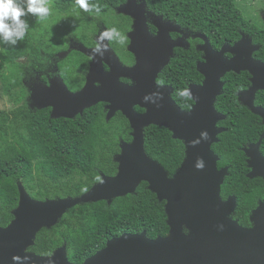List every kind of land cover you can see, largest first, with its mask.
<instances>
[{"label":"water","instance_id":"water-1","mask_svg":"<svg viewBox=\"0 0 264 264\" xmlns=\"http://www.w3.org/2000/svg\"><path fill=\"white\" fill-rule=\"evenodd\" d=\"M131 1L126 0L117 10L125 12ZM153 24L157 28L155 35L149 33L144 16L134 15L133 29L128 33V50L135 58L133 66L123 65L105 41L108 51L92 57L80 90L70 91L58 76L49 85L39 81L32 88L30 106L50 107L53 119L73 118L86 108L105 103L107 121L117 111L126 117L131 140L119 143L120 152L113 158L116 173H101V179L79 196L33 199L18 182L19 198L12 211L13 219L0 226V264H73L67 259L65 243L50 255H37L27 248L41 228L57 224L67 209L100 200L110 203L113 198L134 193L141 182L147 183L158 201L165 202L168 233L153 239L147 237L145 230L123 233L108 239L103 248L81 264H264V196L251 210L250 225H240L232 217L235 196L225 200L220 196L228 167H217L219 158L211 149L218 134L225 130L217 125L225 115L215 109L214 103L222 93V77L229 71L249 72L250 85L237 93V98L264 124V107L254 105L255 93L264 90V63L252 56L258 47L241 34L233 44L224 43L216 50L204 35L193 34L202 41L196 45L203 53L196 67L203 79L199 84L188 85L193 105L183 110L172 99V88L158 85L156 78L173 57V49L186 48L188 43H183V36L170 37V32H178V25L173 22L159 16ZM75 49L91 55L90 49ZM66 54L56 55L62 58ZM103 62L108 71L102 67ZM120 77L129 78L132 83L125 84ZM146 96L151 99L145 100ZM135 106L144 111L137 112ZM149 125L168 129L172 138L184 144V158L172 176L144 150L143 130ZM203 131L208 133L207 140L201 138ZM263 138L264 129L257 142L242 147L249 178L264 180V155L259 149ZM197 139L200 142L194 144ZM200 159L204 161L203 169L195 166Z\"/></svg>","mask_w":264,"mask_h":264},{"label":"trees","instance_id":"trees-1","mask_svg":"<svg viewBox=\"0 0 264 264\" xmlns=\"http://www.w3.org/2000/svg\"><path fill=\"white\" fill-rule=\"evenodd\" d=\"M52 1L59 12H75L86 22H93L126 2L88 0L90 5L100 6L101 11L96 13L84 12L75 0ZM146 3L148 8L163 19L178 24L184 31L204 35L216 50L224 43L236 42L241 30L251 32L247 21L241 17L236 0H146ZM22 19L28 24L22 40L23 48L1 44L0 82L3 91L10 94L13 88L20 87L25 92L29 79L37 75L45 82L46 75L55 65L70 90L80 88L88 58L73 50L63 59L48 52L44 41L34 37L33 23L26 17ZM122 36L125 37L124 30ZM76 39L84 42L81 37ZM189 42L186 48L173 49V57L156 78L158 84L172 88L171 97L183 110H189L193 100L181 97L179 91L189 84H199L203 79L196 67L203 55L196 45L202 41L194 37ZM110 45L114 47L112 40ZM261 55V51L255 54L257 57ZM14 65L17 67L15 72L11 70ZM70 71H74L78 78ZM249 76L246 71H230L222 77V93L216 97L214 106L225 115V119L217 123L225 130L211 145L219 158L217 167H228L220 196L223 200L235 196L232 217L242 226L250 225L251 210L264 196V180L247 177L249 168L242 151V147L258 141L264 128L261 118L237 98V93L249 86ZM254 103L264 106V90L256 92ZM104 106L105 103L99 102L73 118L56 119L50 118L49 107L31 108L25 102L13 110L0 111V226H6L13 219L12 211L19 198L18 182L26 186L27 182L38 179V195L42 197L46 195V179L51 180L56 192L76 197L97 182L101 173H116L117 163L113 156L121 140H131V128L119 111L107 121ZM135 109L142 111L139 107ZM143 141L146 154L172 176L184 158L183 142L172 138L168 129L156 125L144 128ZM260 152L264 155V138ZM164 204L147 188L146 182H141L134 193L113 198L110 203L100 200L71 207L57 224L41 228L27 251L50 255L65 243L67 259L73 264H81L103 248L108 239L123 233L135 234L145 230L147 237L152 239L165 236L169 227Z\"/></svg>","mask_w":264,"mask_h":264},{"label":"rangeland","instance_id":"rangeland-1","mask_svg":"<svg viewBox=\"0 0 264 264\" xmlns=\"http://www.w3.org/2000/svg\"><path fill=\"white\" fill-rule=\"evenodd\" d=\"M135 4L136 6H133ZM236 4H237V7L240 9L241 17L243 18V20L247 21L248 28L251 29L255 26H260V24L263 22L262 17L260 15H262L264 11V0H237ZM47 5L50 8V13L47 17H44L43 19H38L37 17H34L31 14L25 17L33 23L32 30H33L34 37L39 38L42 41H44L43 44L47 46L48 52H54L57 54L59 52H68L71 50H76L75 48H78V47H84L85 49L91 50V55L83 53L86 57L90 59V62L92 61V57H96L97 55H99L98 53L94 51V48L96 47L98 43V39L96 40V45L91 39L87 40L88 43L85 45L82 43L80 44V42L71 43V40L73 39L77 40L76 38L81 37L80 36L81 34L87 33L90 29H93L94 27L93 24L86 23V21L82 20V18H80L75 12H67V13L59 12L53 7L52 0H47ZM125 12L119 11V10L110 12L108 15L97 18L95 21H93V23H95L98 20H103L106 24L107 23L115 24L118 21L117 15L122 14V15H127L129 17H132L133 22H134V15H137V16L142 15L144 16V19L147 25L146 12L144 10V0H132L129 6L125 9ZM156 17H159V16H156ZM132 29H133V23H132L131 30ZM178 32L180 33V36H183L185 39L183 43L187 45L188 43L187 38L188 37L192 38V35L185 34L179 28H178ZM105 41L108 42L107 39L103 40L102 47L106 48L107 49L106 51H108L109 48L107 47ZM129 42H130V39H129ZM108 45H109V42H108ZM116 45H117V50H116L117 55L121 58V60L124 63L127 62L128 57H127V53H126L127 49L125 48V45L122 46V44H119V42H117ZM15 47L22 49L23 48L22 41H20ZM0 50H1V44H0ZM77 51L79 50L77 49ZM121 60L119 61L123 65H125ZM21 61H25V59L24 60L22 59ZM104 65H102V67ZM11 70L13 72L17 71V67L14 65L11 67ZM36 77L37 75L34 77V79H31V80L29 79L28 83H26L25 92L22 88L16 87L12 89L10 94H7L3 91V87L0 82V111L1 110H5V111L13 110L14 108H18L20 104L24 102L30 105V102H31L30 93L34 85L38 83V81L35 80ZM115 125L116 123H113V126ZM119 152H120V148L118 149L116 154H118ZM100 179H101V174H100ZM76 180L77 178L75 177L74 181ZM38 182H39L38 179H34L33 182H27L26 186L21 182L24 190L29 195V197L33 199H40V200L41 199L43 200L44 199H57V198L61 199V198L69 197V196H64L62 192L60 191H57L58 192V195H57V192L55 190L56 189L55 183L47 179H46V195L41 197L38 195V187H37ZM67 210L62 214V216L67 212Z\"/></svg>","mask_w":264,"mask_h":264},{"label":"clouds","instance_id":"clouds-1","mask_svg":"<svg viewBox=\"0 0 264 264\" xmlns=\"http://www.w3.org/2000/svg\"><path fill=\"white\" fill-rule=\"evenodd\" d=\"M76 4L84 12L95 11L99 13L101 11L99 5H90L88 0H75ZM50 13V8L47 5V0H0V44L7 46H16L25 37L28 29L27 22L22 19L29 14L43 19ZM116 39L117 42H123V37L116 28H111L103 31L98 37V43L94 48V51L98 54H103V51L107 50L102 48L103 40ZM181 97L192 99L190 89L180 90L178 93ZM159 96V94H156ZM151 97L146 96L145 100H149ZM201 138L204 140L208 139V133L206 131L201 132ZM197 139L193 143H199ZM198 169L204 168V161L198 160L195 165Z\"/></svg>","mask_w":264,"mask_h":264},{"label":"flooded vegetation","instance_id":"flooded-vegetation-1","mask_svg":"<svg viewBox=\"0 0 264 264\" xmlns=\"http://www.w3.org/2000/svg\"><path fill=\"white\" fill-rule=\"evenodd\" d=\"M237 1V0H236ZM237 5V4H236ZM133 6H136V4L135 5H133ZM117 10V7L113 10V11H116ZM144 10H145V12H146V20H147V29H148V31H149V33L151 34V35H155L156 34V32H157V28L154 26V24H153V21L155 20V18H156V16H160V15H158L155 11H153V10H151L150 8H148V6H147V3H146V0H144ZM108 15V14H107ZM261 17H262V23L260 24V26H255V27H253V28H248L251 32H248V31H246V30H241L240 31V36H241V34H244V35H247L248 37H250V39H251V42H252V44L253 45H256L258 48L256 49V50H254L253 52H252V56H253V58L254 59H256V60H258V61H260V62H262V63H264V11H263V14L262 15H260ZM117 17H118V21L115 23V24H109V23H105L103 20H98V21H96L95 23H93V22H86V23H91V24H93L94 25V27H93V29H90L87 33H83V34H81L80 36H81V38L84 40V42H81V41H78V40H71V43H74V42H80V43H82V44H87L88 42H87V40H89V39H91V40H93V42L95 43V45H96V40L98 39V37H99V35L103 32V31H105V30H107V29H109L110 27H118V32L120 33V36L121 37H123L124 39H123V42H119V44H122V46L123 45H125V48L127 49H125L126 50V53H127V57H128V61L127 62H123L122 60H121V58L117 55V52H116V50H117V45H116V43H117V40L116 39H112V41H113V44H114V47L113 46H111L110 45V40H108V42H109V45H110V47H111V49L115 52V54L117 55V57L119 58V60H121L124 64H125V66H128V67H131V66H133L134 64H135V58H134V56H133V54L132 53H130L129 51H128V45H129V39H128V32H130L131 31V28H132V23H133V19H132V17H129V16H127V15H117ZM165 20V19H164ZM167 21H169V20H167ZM174 23V22H173ZM174 24H176V23H174ZM176 25H178V24H176ZM178 28L180 29V30H182L185 34H188V35H192V38H194L193 37V34H191V33H189V32H186V31H184L179 25H178ZM122 30H124V34H125V37H126V39H125V37L124 36H122ZM171 34H172V36H171ZM180 36V33L179 32H177V31H173V32H170V37L171 38H173V39H175V38H177V37H179ZM191 37H188L187 38V42H188V45H189V39H190ZM68 42H70V41H68ZM182 48H184V47H182ZM72 51V50H71ZM73 51H77V50H73ZM259 51H261L262 52V54H263V56L261 55V56H255V54L257 53V52H259ZM68 52H70V51H68ZM67 52V53H68ZM79 52V51H78ZM81 53V52H80ZM83 54V53H82ZM225 56H227V57H230V54L229 53H225ZM65 57V56H64ZM63 58V57H62ZM61 58V59H62ZM88 58V57H87ZM53 59L54 58H52L50 61L52 62L53 61ZM87 67H86V69H85V72L83 73V83H82V85H81V87L80 88H78V89H76V90H70L68 87V89L70 90V91H72V92H76V91H78V90H80L82 87H83V85L85 84V81H86V76H87V73H88V71H89V66H90V59L88 58V60H87V65H86ZM103 68H104V70L105 71H108L109 70V68H108V66H106V65H104L103 66ZM58 68H57V66L55 65V67L52 69V71L50 72V74H47L46 75V80H45V82L44 81H42V80H40L39 79V77L37 76L36 77V81H40V82H43V83H46V85H49V83H50V80L51 79H53L55 76H58V77H60V78H62L61 77V75H60V73H58ZM242 71H246V70H242ZM230 72V71H229ZM233 72V71H232ZM246 72H248V71H246ZM70 73H72L71 75H75V73H74V71H70ZM236 73V72H235ZM239 73V72H238ZM249 73V72H248ZM250 75V74H249ZM75 76H77V78H78V75H75ZM62 80H63V78H62ZM120 81L121 82H123V83H125V84H131L132 83V80L131 79H129V78H126V77H120ZM223 81V80H222ZM63 82H64V80H63ZM249 82H250V76H249ZM30 83V82H29ZM65 83V82H64ZM157 83V82H156ZM158 84V83H157ZM66 85V84H65ZM158 85H162V84H158ZM250 85V84H249ZM30 86V85H29ZM67 86V85H66ZM245 90V89H244ZM242 91V90H241ZM259 91V90H258ZM239 93V92H238ZM256 94V93H255ZM254 99H255V97H254ZM254 105H255V103H254ZM30 106V105H29ZM256 106H258V105H256ZM31 107V106H30ZM136 107H138V106H135L134 108H136ZM260 107H264V106H260ZM32 108V107H31ZM47 108V107H46ZM50 108V107H49ZM140 108V107H139ZM142 109V108H141ZM136 110V109H135ZM50 111H51V108H50ZM137 111V110H136ZM142 111H144L143 109H142ZM142 111H137V112H142ZM118 112V111H117ZM120 112V111H119ZM264 129V128H263ZM250 144V143H249ZM248 146V145H247ZM260 149V148H259Z\"/></svg>","mask_w":264,"mask_h":264}]
</instances>
